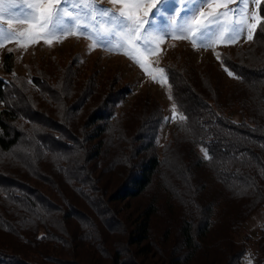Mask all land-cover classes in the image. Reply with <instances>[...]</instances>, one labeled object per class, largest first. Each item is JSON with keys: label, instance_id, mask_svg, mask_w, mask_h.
I'll return each instance as SVG.
<instances>
[{"label": "trees", "instance_id": "1", "mask_svg": "<svg viewBox=\"0 0 264 264\" xmlns=\"http://www.w3.org/2000/svg\"><path fill=\"white\" fill-rule=\"evenodd\" d=\"M258 14L221 61L227 85L165 69L179 118L160 156L159 108L129 136L106 79L0 78V264H242L234 237L264 210V1Z\"/></svg>", "mask_w": 264, "mask_h": 264}, {"label": "rangeland", "instance_id": "2", "mask_svg": "<svg viewBox=\"0 0 264 264\" xmlns=\"http://www.w3.org/2000/svg\"><path fill=\"white\" fill-rule=\"evenodd\" d=\"M262 1L264 0H260V3ZM102 2L105 7H110L108 0H102ZM259 4L247 6L254 17L251 23L256 25L255 29H249L252 36L260 21ZM234 6L229 5V7ZM202 11L207 12L211 9L205 6ZM226 19L232 20L234 17L229 15ZM27 27V24L15 22L12 24L17 36ZM159 29L166 30V25H159ZM49 39L52 40L50 45L45 44L41 39L37 43L30 44L27 48L20 47L15 38L5 41L4 47H0V78L12 81L20 79L29 82L31 76H38L40 73L51 76L54 75L57 68H60L66 70L68 74H75V77L77 76L80 81L98 82L106 79L113 90L124 92L115 115L121 111L129 110L125 124L130 130L129 136L132 135V130L134 133L136 127H142V122L149 119L148 115L152 114L156 107L159 108L163 118L155 139V149L159 156L167 141L171 126L179 118L176 107H173L171 88L165 69L170 67L178 72L183 69L212 72L224 86L227 85L230 76L221 64L222 59L229 55V58H233L237 48L244 50L251 42L245 35L235 43L217 41L211 47L205 48L190 38L174 39L165 36L162 40L156 41L155 50L151 53L136 47L135 54L148 69L145 72L125 55L116 54V51H123V49L116 48L115 41H113L114 51L110 52L98 46L93 49L90 47L92 41L83 37L77 38L69 35L67 38L61 37L62 42H57L55 37ZM6 54L12 55L11 73H6L2 67ZM161 69L164 71L162 72ZM153 77L156 79L154 80ZM94 107L92 106V108ZM174 113V118L168 122L166 118L173 117ZM157 192V190L153 191V193ZM168 215V210L162 208L155 221L156 227H162L163 222L169 217ZM263 227L264 210H257L248 217L234 237L235 244L246 247L242 264H264V254L261 251L264 249V245L259 244Z\"/></svg>", "mask_w": 264, "mask_h": 264}, {"label": "snow or ice", "instance_id": "3", "mask_svg": "<svg viewBox=\"0 0 264 264\" xmlns=\"http://www.w3.org/2000/svg\"><path fill=\"white\" fill-rule=\"evenodd\" d=\"M259 3L260 0H108L110 7H105L102 0H0V47L14 38L20 47L27 48L41 39L50 45L49 38L62 42L61 37L72 35L89 39L93 49L98 46L112 52L115 41V47L123 49L116 54L125 55L147 72L135 54L136 47L151 53L156 41L165 36L190 38L205 48L217 41L235 43L245 35L252 40L249 29L256 25L251 23L254 17L247 6ZM205 6L211 11H202ZM229 15L234 19H226ZM14 22L28 27L17 36L12 28ZM161 24L166 25V30L159 29ZM260 27L264 28V24ZM228 75L232 76V72ZM174 116L175 113L166 119L171 122Z\"/></svg>", "mask_w": 264, "mask_h": 264}]
</instances>
